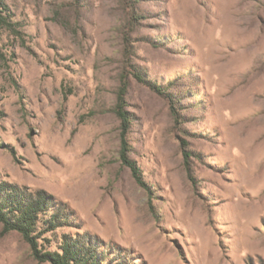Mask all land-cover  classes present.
Segmentation results:
<instances>
[{"label":"rangeland","instance_id":"374dc122","mask_svg":"<svg viewBox=\"0 0 264 264\" xmlns=\"http://www.w3.org/2000/svg\"><path fill=\"white\" fill-rule=\"evenodd\" d=\"M2 1L0 183L69 219L38 249L264 264V0ZM119 97L151 193L121 162ZM0 264L49 263L0 224Z\"/></svg>","mask_w":264,"mask_h":264},{"label":"trees","instance_id":"16d2710c","mask_svg":"<svg viewBox=\"0 0 264 264\" xmlns=\"http://www.w3.org/2000/svg\"><path fill=\"white\" fill-rule=\"evenodd\" d=\"M5 3L0 0V33L10 30L12 24L6 12ZM122 97H119L116 113L122 122L120 159L124 166L132 172L136 183L151 193L150 187L142 178L137 164L131 160L128 131L130 120L124 111ZM186 160L190 159V152L183 147ZM68 214L53 196L40 191L29 193L18 187L0 183V224L5 233L17 232L28 242L34 250L35 256L49 264H101L91 245L79 239L71 240L63 236L60 251L41 252L38 249V239L43 233H55L56 230L68 224Z\"/></svg>","mask_w":264,"mask_h":264}]
</instances>
